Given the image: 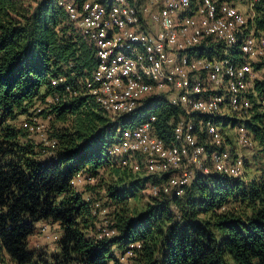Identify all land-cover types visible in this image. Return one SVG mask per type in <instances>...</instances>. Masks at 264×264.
<instances>
[{"label":"trees","instance_id":"trees-1","mask_svg":"<svg viewBox=\"0 0 264 264\" xmlns=\"http://www.w3.org/2000/svg\"><path fill=\"white\" fill-rule=\"evenodd\" d=\"M254 25L264 33V0ZM194 51L206 53L203 45ZM96 65L94 48L56 0H0V264H122L127 252L126 264H264V114L245 122L254 144L251 161L244 159L245 176L253 169L248 181L210 171L181 197L145 194L167 176L112 161L116 130L154 116L158 138L169 145L180 110L151 97L111 120L86 91ZM36 116L48 124V158L29 129ZM191 118L194 126L206 121ZM78 175L94 181L85 184L91 198L75 190ZM40 223L60 231L52 253L30 246ZM103 227L114 234L99 236Z\"/></svg>","mask_w":264,"mask_h":264},{"label":"built area","instance_id":"built-area-1","mask_svg":"<svg viewBox=\"0 0 264 264\" xmlns=\"http://www.w3.org/2000/svg\"><path fill=\"white\" fill-rule=\"evenodd\" d=\"M56 3L95 50L97 65L86 91L104 115L115 120L151 97H164L180 110L169 145L158 138L154 116L131 130L117 129L116 143L108 151L112 161L133 172L167 176L151 188L152 196L161 191L181 197L196 175L210 171L244 178V159L230 147L224 130H235L236 149L253 150L245 122L254 112L264 114V33L254 25L260 0L243 3L244 10L238 7L240 0ZM202 45L206 53L212 48L211 55L194 51ZM235 53L242 61L231 58ZM192 114L206 121L194 126ZM29 129L38 131L39 126ZM202 135L205 139L198 140ZM85 181L78 175L72 184ZM113 234L103 227L99 236ZM131 255L120 256V262L126 264Z\"/></svg>","mask_w":264,"mask_h":264},{"label":"rangeland","instance_id":"rangeland-1","mask_svg":"<svg viewBox=\"0 0 264 264\" xmlns=\"http://www.w3.org/2000/svg\"><path fill=\"white\" fill-rule=\"evenodd\" d=\"M242 4H238L239 9L240 10H244L242 8ZM37 108H40L39 106H37ZM32 122H34V124H36L37 126H39V130L38 131H34L32 134V139L34 140V142H36L37 144L43 146L46 149V154L43 156V158H48L47 156L49 155V148H51L52 142H49L48 140V133H47V121L43 120L42 118H38L37 116L31 119ZM224 132L228 133L230 135L229 137V143H230V147L233 149L234 152H236L237 154H239L243 159L247 160V161H251V156L253 154V150H246V149H236L237 145H236V137H235V130L233 129H226L224 130ZM136 160H138L136 158ZM252 165H250L251 168ZM252 172L253 169L248 170L246 176H244V179L246 181H248L251 176H252ZM89 181L86 182L87 183H91L93 184L94 181H92L91 179H88ZM86 186L87 185H75L74 188L77 192L84 194V198L87 199L88 197L91 198V194H88L86 191ZM150 190V189H149ZM148 189H146L145 194H150V191ZM146 201V199L144 198V200H142V202L144 203ZM135 202L134 201H130V205H134ZM137 207H140V204H136ZM94 208L97 210V213L99 211L98 207L94 206ZM110 212L108 211L107 214H109ZM100 219L102 220L104 215L106 214V211H104L103 209L100 210ZM107 218V217H106ZM109 218V216H108ZM60 234V231L58 230V228L54 225H47V224H43L40 223L37 225V233L35 236H33L30 240V246L31 248L34 249H38V250H42L44 252L47 253H52L55 251V243L54 241L58 238ZM119 255V254H118ZM227 264H235L231 259L227 258Z\"/></svg>","mask_w":264,"mask_h":264},{"label":"crops","instance_id":"crops-1","mask_svg":"<svg viewBox=\"0 0 264 264\" xmlns=\"http://www.w3.org/2000/svg\"><path fill=\"white\" fill-rule=\"evenodd\" d=\"M89 180H87V182H88ZM87 182L85 181V184H87ZM80 186V185H79Z\"/></svg>","mask_w":264,"mask_h":264}]
</instances>
